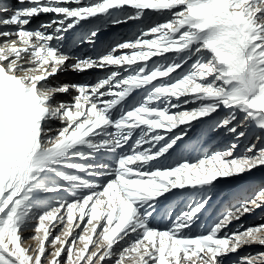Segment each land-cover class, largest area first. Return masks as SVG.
<instances>
[{
  "label": "snow or ice",
  "instance_id": "obj_1",
  "mask_svg": "<svg viewBox=\"0 0 264 264\" xmlns=\"http://www.w3.org/2000/svg\"><path fill=\"white\" fill-rule=\"evenodd\" d=\"M17 3L0 4V264H264V221L238 223L264 208V185L202 223L220 181L264 167V0ZM130 22L143 27L71 54ZM93 68L114 70L60 80ZM221 132L235 138L223 150L177 153ZM175 190L190 202L175 215L169 202L161 227Z\"/></svg>",
  "mask_w": 264,
  "mask_h": 264
},
{
  "label": "rangeland",
  "instance_id": "obj_2",
  "mask_svg": "<svg viewBox=\"0 0 264 264\" xmlns=\"http://www.w3.org/2000/svg\"><path fill=\"white\" fill-rule=\"evenodd\" d=\"M21 6L22 5H19V7ZM40 16L42 17V14ZM139 24L135 25L132 28L133 30H132V33L129 35V37L136 34L138 32V29L143 27L142 24L140 25ZM106 28H109V27H106ZM89 56H92V55H87L84 57H89ZM69 63H74V61H70ZM91 71H93L94 76L90 80H85L82 76H73L72 74L75 71H71V70L62 74L60 76V80L62 83L83 82V81L95 82L98 78L105 77L110 73L109 70H104V69H91L85 72H91ZM126 74L127 73H125V75ZM57 98L67 100L70 97L67 94H64V95H59ZM221 114H223V111L221 112ZM234 139H235L234 136L225 135L223 132H221L218 135L207 136V137H200L198 135H194L190 140L186 139L184 143L180 145V148L177 149V153H182L184 157H186L190 161L195 162L197 159L201 158L205 154L211 155L215 151L223 150ZM250 142H252V138L242 139L239 142L240 147L237 150V152L238 153L243 152L245 145H247ZM177 153H174L168 159L161 158L160 164L162 166L174 164L178 158ZM102 159L111 160L112 157L106 155V156H103ZM261 185H264V167L255 169L251 173L245 174L244 176L240 178H229L227 180L220 181L215 191L214 200L211 203V207L208 208L207 212H205L202 217V223L205 226L210 225L213 222V220H215L217 215H219V213L225 207L231 206V204L235 203V200L231 196V192L233 190L241 189L243 187L255 188ZM175 192L176 194L173 196H169L168 200L166 201L162 200L160 216L157 217V222L160 224L161 227H164L168 223H170V221L164 215V211L165 209L168 208L169 202H171L172 207L175 209L174 215L182 211L185 208L186 203L190 202L189 200L186 199V197L188 196V193L184 192L183 190H175ZM262 221H264V208L258 209L254 214L244 217L238 223L247 226L249 223L262 222ZM235 226L236 225H233V227ZM193 231L195 232L196 230L194 229ZM56 232L59 233L60 229L57 228ZM32 234H33V230L31 229L26 233V235H28L29 237H31ZM55 234L56 233H54L53 235ZM24 243L25 245H29V244H34L37 242L32 239H27L24 241ZM258 250L259 249L257 248L245 249L241 252V255H243L245 252H248V251L254 252Z\"/></svg>",
  "mask_w": 264,
  "mask_h": 264
},
{
  "label": "bare ground",
  "instance_id": "obj_3",
  "mask_svg": "<svg viewBox=\"0 0 264 264\" xmlns=\"http://www.w3.org/2000/svg\"><path fill=\"white\" fill-rule=\"evenodd\" d=\"M6 1L7 0H0V4H8V5H13L15 7H18L20 5L15 0H11L10 2H7V3H6ZM50 16H51V14H42V17L41 16L35 17V18H33L31 24L28 27L34 28V27L38 26L41 21L49 19ZM139 23L140 22H130L126 25L114 27V29H113V27L105 28L104 31L102 32L101 36H100V42L96 47H93L89 44H83V45H79V44L71 45V44H69L68 46L71 47V54L75 57H81V58H83L84 56H87V55L96 56L102 50L101 45H103L104 43L109 42V41H114V40H119L122 38L129 37V35L132 33V30H133L132 28ZM136 28H137V26H136ZM93 69H98V68H93ZM104 70H109L111 72L114 69L113 68H105ZM72 75L73 76H82L85 80H90L94 76L93 71H91V72H76L75 71ZM67 78H69V77H67Z\"/></svg>",
  "mask_w": 264,
  "mask_h": 264
}]
</instances>
